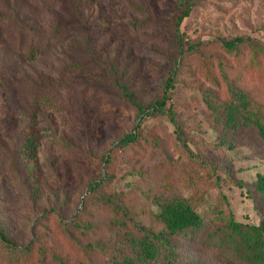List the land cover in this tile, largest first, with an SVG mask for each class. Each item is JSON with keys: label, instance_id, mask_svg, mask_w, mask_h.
<instances>
[{"label": "rangeland", "instance_id": "rangeland-1", "mask_svg": "<svg viewBox=\"0 0 264 264\" xmlns=\"http://www.w3.org/2000/svg\"><path fill=\"white\" fill-rule=\"evenodd\" d=\"M182 9L180 0H0V222L20 248L44 244L80 264L60 226L84 211L87 232L77 238L83 246L104 241L113 254H89L96 264H116L115 251L131 249L139 235L132 223L121 228L97 194L87 199L93 181L105 180L104 193H118L137 222L156 230L163 226L153 215L156 199L173 196L188 199L209 223L219 210L243 222L263 218L264 197L255 182L264 174V141L251 131L227 133L203 92L228 100L226 75L264 104V60L253 71L245 49L240 59L220 49L221 40L237 36L264 42V0H193L179 34L184 43L208 45L181 59L175 19ZM33 35L52 49L19 57L20 39ZM109 61L117 62L143 104L162 97L180 61L171 102L190 148L210 166L189 158L167 115L136 118L135 108L107 80ZM37 90L54 104L34 112L26 100ZM141 121V143L118 149L120 138ZM29 124L38 141L32 154L19 147ZM104 155L111 156L109 164ZM195 240L183 246L184 256L203 264ZM2 250L0 241V264Z\"/></svg>", "mask_w": 264, "mask_h": 264}, {"label": "trees", "instance_id": "trees-1", "mask_svg": "<svg viewBox=\"0 0 264 264\" xmlns=\"http://www.w3.org/2000/svg\"><path fill=\"white\" fill-rule=\"evenodd\" d=\"M180 1L183 9L179 11L175 19V38L179 46V56L182 59L187 55L200 52L208 43L205 41L184 43L182 41L179 29L185 17L190 14L193 0ZM52 47L51 42L45 43L40 36L33 35L28 41L20 39L19 57L34 58L50 51ZM220 49L237 59H240L238 57L245 49L251 56L249 67L253 71H256L264 60V42L248 36L223 39L220 42ZM89 50L93 57L92 62H98L96 51L94 52L91 48ZM180 61L175 62L173 76L170 77L162 97L149 104L138 101L131 85L120 75L116 61L107 62L109 71L107 80L119 92L120 100L135 108L137 119L141 118L143 121L150 116L167 115L175 125L177 138L186 148L189 158L195 164L208 167L211 165L210 161L203 154L195 153L190 148L182 123L179 121V115L171 102L172 88L175 86V76L178 74ZM208 75L213 82L216 81L214 77ZM224 79L228 100H221L212 91L203 92V97L215 120L227 133L242 134L251 131L264 141V104L256 102L249 91L237 86L235 79L226 75ZM29 97L26 104L34 112L42 105L54 104L45 93L39 90L31 93ZM142 121L136 124L134 130L125 133L120 138L117 143L118 149L129 148L141 143L143 134L139 128ZM21 133L20 150L30 154L34 153L38 146L34 126L27 125ZM64 143L69 144L66 139ZM223 143L229 146L231 144L230 139L223 140ZM102 160L109 164L111 156L104 155ZM216 179L218 184L219 177L216 176ZM104 183L105 180L91 182L88 189L91 193L87 199L97 194L96 199L119 218L121 228H126L129 223H132L139 235L137 239H132L131 249L115 251L116 264H192L186 260L183 246L193 238L196 239L194 242L201 247L204 254L203 264H264V216L258 224H255L236 219L232 211L224 214L219 210L209 223L186 198L178 196L157 198L156 203L159 208L153 215L163 226L156 230L137 222L132 211L123 204L118 193H104L102 191ZM255 190L264 197V174L262 173L257 175ZM84 213L80 211L73 220L63 222L60 226L61 235L65 239L66 246L73 250L81 260L80 264H96L89 251L108 250L110 254L114 251L102 240L98 244L82 245L76 233L81 235L87 232V224L81 219ZM0 241L3 244L2 264H50V262L71 264L67 256L59 255L44 244H38L37 249L33 244L20 248L21 246L12 240L9 228L2 222H0ZM48 257H50V262L47 261Z\"/></svg>", "mask_w": 264, "mask_h": 264}]
</instances>
